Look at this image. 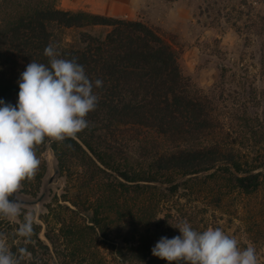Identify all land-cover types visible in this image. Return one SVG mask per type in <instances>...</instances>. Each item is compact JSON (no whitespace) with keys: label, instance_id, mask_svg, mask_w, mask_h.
I'll list each match as a JSON object with an SVG mask.
<instances>
[{"label":"trees","instance_id":"16d2710c","mask_svg":"<svg viewBox=\"0 0 264 264\" xmlns=\"http://www.w3.org/2000/svg\"><path fill=\"white\" fill-rule=\"evenodd\" d=\"M49 44L58 58H75L90 79L103 81L93 89L99 99L86 117L89 127L50 148L60 172L90 192L101 189L95 202L86 195L88 208L97 206L88 229L130 224L126 236L137 242L120 250L122 264H168L152 248L161 237L180 235L174 226L218 227L210 209L235 192L260 190L264 148L246 142L264 140V117L220 111L215 94L201 92L184 74L179 51L142 21L63 10L56 0H0V100L17 104L20 74L32 61L48 63ZM130 131L137 139L151 134L140 141L138 159L119 144Z\"/></svg>","mask_w":264,"mask_h":264},{"label":"rangeland","instance_id":"374dc122","mask_svg":"<svg viewBox=\"0 0 264 264\" xmlns=\"http://www.w3.org/2000/svg\"><path fill=\"white\" fill-rule=\"evenodd\" d=\"M56 2L63 10L85 11L148 24L179 51L184 74L190 82L205 94H215L221 104L220 111H232L250 119L264 117V0ZM223 73L225 80L220 81ZM143 135L137 139L136 133L130 131L119 144L126 146L132 158L138 159L142 152L140 141L151 138V134L146 133V139H141ZM52 142L49 139L46 145L36 148L41 161L36 175L43 174V163L46 165L41 181L36 180L39 179L36 176L31 181H23L17 193L20 199L29 202L38 200L44 193L45 199L33 205L22 204V214L16 220L0 218V233L4 234L9 249L19 256L18 250L26 248L30 256L22 260L29 264H122L120 250L137 242L130 243L126 236L130 224L128 221L118 222L108 231L96 226L88 229L97 206L93 203L88 208L86 195L90 193L95 202L101 189L90 192L86 184L60 172L50 148ZM246 145L264 148V140L258 145L250 139ZM77 169L84 168L79 164ZM259 170L264 172V165ZM74 203L79 205L73 206ZM132 204L129 199L128 206ZM29 212L35 216V222L31 242L26 243L25 238L18 235V228ZM213 212L217 217L213 223L237 238L241 247L253 245L259 264H264V182L254 194L235 192L221 208L209 210V214ZM117 217L116 211L112 212L113 220ZM147 261L136 264H148Z\"/></svg>","mask_w":264,"mask_h":264},{"label":"clouds","instance_id":"9594fccd","mask_svg":"<svg viewBox=\"0 0 264 264\" xmlns=\"http://www.w3.org/2000/svg\"><path fill=\"white\" fill-rule=\"evenodd\" d=\"M48 63L30 62L20 74L18 101L15 106L0 100V218L16 220L22 204L14 197L22 182L35 178L41 161L37 146L46 139L63 142L77 138L89 127L86 117L98 104L94 88L103 81H93L75 58H58L54 45L44 49ZM69 147H71L69 145ZM35 216L29 212L18 228V235L31 242ZM180 235L161 237L152 255L168 264H259L256 248L240 241L220 227L196 230L184 221L174 226ZM19 256L8 247L0 233V264H20L30 256L26 248Z\"/></svg>","mask_w":264,"mask_h":264},{"label":"water","instance_id":"95a60500","mask_svg":"<svg viewBox=\"0 0 264 264\" xmlns=\"http://www.w3.org/2000/svg\"><path fill=\"white\" fill-rule=\"evenodd\" d=\"M52 180H53V178H51L50 183L52 182ZM45 195L46 194L44 193L38 200L32 201V202H29V201H25V200L20 199L18 197V194H16V196L14 198L15 199H18L21 202V204L33 205V204H37V203L41 202L43 199H45Z\"/></svg>","mask_w":264,"mask_h":264}]
</instances>
